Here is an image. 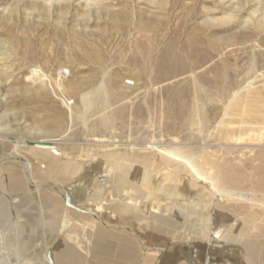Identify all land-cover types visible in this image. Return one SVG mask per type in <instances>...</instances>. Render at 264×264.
I'll return each mask as SVG.
<instances>
[{
    "label": "rangeland",
    "instance_id": "obj_1",
    "mask_svg": "<svg viewBox=\"0 0 264 264\" xmlns=\"http://www.w3.org/2000/svg\"><path fill=\"white\" fill-rule=\"evenodd\" d=\"M192 4L0 0V264H96L95 239L83 234L106 228L128 230L157 261L166 257L161 239L101 217L96 208L107 202L135 215L153 213L156 202L162 214L172 207L167 215H177L184 237H171L184 248L196 229L190 208L200 207L209 221L199 226L212 232L205 244L230 247L232 263L264 264V62L256 64L259 54L264 60V0H197L187 14ZM148 19L155 22L144 29ZM200 28L213 40L250 38L202 64L205 53L191 54ZM227 57L243 60L229 64L237 86L221 92L206 69ZM101 86L79 116L83 96ZM125 168L148 172V186ZM123 182L136 187L117 191Z\"/></svg>",
    "mask_w": 264,
    "mask_h": 264
},
{
    "label": "crops",
    "instance_id": "obj_2",
    "mask_svg": "<svg viewBox=\"0 0 264 264\" xmlns=\"http://www.w3.org/2000/svg\"><path fill=\"white\" fill-rule=\"evenodd\" d=\"M124 174H127L128 176L134 175L137 172L139 175L141 174V185L148 186V183L145 182V178H149L150 174L146 171L142 170H136L131 171L128 168H125ZM142 173H146L148 175L143 176ZM133 180V179H132ZM143 180V181H142ZM124 186L121 187H127V190H124L123 188H118L117 191H131L136 186H134L133 183L128 184L126 182ZM118 185V184H117ZM112 190H114L112 188ZM142 190V189H141ZM126 201H129L127 195L124 197ZM119 201V200H118ZM122 201V200H121ZM170 203V201H169ZM127 204L125 203L124 206ZM128 206V205H127ZM126 206V207H127ZM157 208L154 209V212H146L145 210H140L138 212V215H135L134 212L127 213L123 207L120 205L114 206L111 203L107 202L102 207L96 208L97 212L100 211L101 214H103L101 217H104V219L108 221H117V224L120 222H124L128 226V228L132 231L134 228L138 232H141V238L143 239H149V240H155L158 239L160 241L156 242L155 244H168L166 245V257L161 258V260L157 261L155 253L145 251L140 248V246L136 245L135 240H137L134 235L127 230V232L124 231H115V230H98L93 229L92 235L91 232L88 235L83 234V237L91 236L95 239V250L94 255L97 259H95L96 264H242V262H235L232 263L231 258V248L227 245L223 244H217V246H209L208 241L205 244L204 240H207L211 237L212 232L208 231V227L201 225L199 226V220L200 219H207L206 221H209V217L206 218L205 215H199L202 213V210H200V207L192 206L190 209L191 214L189 215L190 221L193 224H196L195 230L193 229L191 232V245L188 248H184L179 246V244H176V240L172 239L171 235H175L176 237L183 238L184 234H182L181 229H178L177 231L175 228H177V225H175V219L173 217H177L175 214L167 215L174 209L170 207L166 213L162 214V211L158 210L160 206H158L156 202ZM105 207V208H104ZM116 207V208H115ZM128 208V207H127ZM102 209H105V213ZM116 210L117 213L123 212L122 215H115L112 210ZM187 209L186 207H180L177 208L178 212H185ZM176 210V211H177ZM200 210V211H199ZM111 211V212H110ZM172 211V212H173ZM171 212V213H172ZM99 213V212H98ZM158 213L159 215H157ZM174 213V212H173ZM186 213V212H185ZM145 214H150L148 216H145ZM152 214V215H151ZM155 214V215H154ZM182 217H187L183 213V215H180ZM118 218V219H117ZM121 218V219H119ZM135 218V220H133ZM148 222L151 223V225L148 226ZM166 224V225H165ZM122 225V224H120ZM147 226L149 228H147ZM201 227V228H200ZM170 228H174L170 230ZM201 230V231H200ZM180 235H179V234ZM73 237V236H71ZM159 237V238H158ZM229 237V236H228ZM164 238V239H163ZM170 240H173L170 242ZM215 245V244H214ZM213 249V250H212Z\"/></svg>",
    "mask_w": 264,
    "mask_h": 264
},
{
    "label": "bare ground",
    "instance_id": "obj_3",
    "mask_svg": "<svg viewBox=\"0 0 264 264\" xmlns=\"http://www.w3.org/2000/svg\"><path fill=\"white\" fill-rule=\"evenodd\" d=\"M195 1L197 0H194V4H192L190 7L187 8V14L191 13L192 11H194L195 9ZM189 6V5H188ZM126 8V7H125ZM175 6L172 5L171 6V10L174 9ZM131 12V11H130ZM137 13V12H136ZM126 20H122L120 22L122 23H125ZM143 21V19H140L138 22H141ZM119 21H114V23H118ZM153 22H155V20H150L148 19L146 21V24H144L143 28L144 29H150L151 28V24H153ZM158 23V22H157ZM258 28V27H257ZM259 30V29H258ZM206 30H203L202 28H200L198 30V34L194 35L195 36V45L192 46V52L191 54H197V56H201L200 54L201 53H205L206 54V60H201V63L202 64H205L207 61H212L213 60V57H215V54L216 52H219L220 50V47L222 46H228L231 44L232 41H235L236 40H239V41H242V42H245V40H248L250 37H246V36H243V35H237V34H233V35H228V36H225V37H222V38H219V39H211L210 37H208L206 35ZM240 34V33H239ZM243 34V33H241ZM145 43V42H144ZM172 43V42H171ZM232 45V44H231ZM187 46H189V44H187ZM191 48V46H190ZM152 49V48H151ZM170 49V50H169ZM168 49V56H169V60L171 61H178L179 58L176 57V55L174 53H172V49L169 48ZM238 55V54H237ZM243 58L242 57H237V58H225L224 60L222 61H216L214 63H212L207 69H206V73L209 74V76H212V81H210L211 85L213 86V88H215L216 90L218 91H221V92H227V91H230L231 89H234L236 86H237V77H239V72L238 71H235V70H232L230 68V63L231 61H234L235 64H240L242 62ZM254 62V61H253ZM264 60H263V55L259 54L256 58V64L258 63V65L260 63H263ZM254 64V63H253ZM252 64V65H253ZM192 68V67H191ZM144 69V67H143ZM146 69V68H145ZM256 69V68H255ZM61 71V70H60ZM66 72L67 71H64L59 74V80L56 81V88L58 89V91H60L61 93L64 92V78L65 77H68V75H66ZM69 73V72H68ZM205 73V74H206ZM63 77V78H62ZM236 78V79H235ZM101 88L104 89V86H101L99 89L95 90L94 92L86 95V96H83V109L81 111H79V116L82 115V116H86L88 111L90 112V110L93 108L94 106V99L96 100L97 99V95H99L98 92L101 93ZM242 92V91H241ZM98 93V94H97ZM257 99V98H256ZM236 101V100H235ZM257 101V100H256ZM248 102V101H247ZM236 104H240L242 105V103L245 104V102H241V101H237L235 102ZM248 103H253V100H249ZM247 103V104H248ZM260 103V102H259ZM257 103V104H259ZM234 104V103H233ZM246 105V104H245ZM239 106V105H238ZM251 106V104H250ZM246 107V106H245ZM252 107V106H251ZM241 108V107H240ZM244 109V108H243ZM249 109V108H248ZM253 109V108H252ZM247 111V110H246ZM254 111V110H253ZM256 112V111H255ZM243 113V112H242ZM254 114V113H253ZM75 115V114H74ZM77 116V115H76ZM242 116V115H241ZM245 116V115H244ZM253 116V115H252ZM235 117V116H233ZM239 117V116H237ZM85 118V117H84ZM244 118V117H243ZM245 119H248V118H245ZM205 120V119H204ZM262 120V119H261ZM243 123V122H242ZM5 129V128H4ZM7 131V130H6ZM5 131V132H6ZM3 129L0 127V134L3 133ZM8 133V131H7ZM36 149V148H35ZM42 153H47V152H50L51 154H55V155H61L55 148L54 150H48V149H42V148H38ZM41 154V153H40ZM55 155L53 156L52 158V161H53V164L54 165V162L57 161V158L55 157ZM8 157H13L12 156H8ZM38 157V156H37ZM122 157V156H121ZM14 158V157H13ZM191 169L192 167L187 164ZM48 166V164L46 165ZM49 167V166H48ZM193 170V169H192ZM15 172V170H14ZM14 177V176H13ZM110 180H104L103 182L105 183H108ZM125 184H127L126 182H123ZM124 184V185H125ZM130 184V183H128ZM124 189V187H122ZM112 190V189H110ZM124 190H127V187H125ZM109 191V190H108ZM221 191H218V194H220ZM98 195L100 196L101 194L98 193ZM226 195L230 198V199H234V200H237V201H243V200H246V196L243 195V194H237V193H231V192H226ZM57 201L56 199L54 200V202ZM53 202V203H54Z\"/></svg>",
    "mask_w": 264,
    "mask_h": 264
},
{
    "label": "water",
    "instance_id": "obj_4",
    "mask_svg": "<svg viewBox=\"0 0 264 264\" xmlns=\"http://www.w3.org/2000/svg\"><path fill=\"white\" fill-rule=\"evenodd\" d=\"M38 148L48 149V150H54V147H51V146H44V145L39 146ZM8 159H10V158H8Z\"/></svg>",
    "mask_w": 264,
    "mask_h": 264
}]
</instances>
